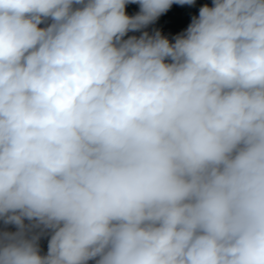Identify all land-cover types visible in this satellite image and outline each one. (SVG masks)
I'll return each instance as SVG.
<instances>
[{
	"label": "clouds",
	"instance_id": "1",
	"mask_svg": "<svg viewBox=\"0 0 264 264\" xmlns=\"http://www.w3.org/2000/svg\"><path fill=\"white\" fill-rule=\"evenodd\" d=\"M194 3L0 0V264H264V0Z\"/></svg>",
	"mask_w": 264,
	"mask_h": 264
},
{
	"label": "trees",
	"instance_id": "2",
	"mask_svg": "<svg viewBox=\"0 0 264 264\" xmlns=\"http://www.w3.org/2000/svg\"><path fill=\"white\" fill-rule=\"evenodd\" d=\"M205 4L212 6V0H195V3L191 6H180L174 4L167 13L159 17L158 20L154 24L150 25L147 30L149 32H152L154 29L159 30L163 36H166L170 41L174 42L173 38L187 29L188 25L191 23L192 17L198 16L200 7L204 6ZM138 11V5L129 4L126 7V12L129 15H134ZM128 35L139 36L140 33L130 32ZM25 223H27V221H25ZM2 230L3 222L0 221V231ZM9 230L15 231V227L12 226ZM47 242V238H44L40 241L41 248L45 253L47 251Z\"/></svg>",
	"mask_w": 264,
	"mask_h": 264
}]
</instances>
